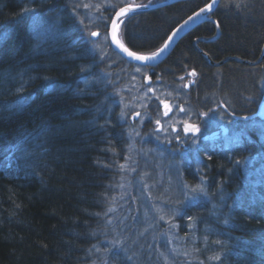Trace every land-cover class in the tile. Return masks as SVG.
<instances>
[{
    "label": "trees",
    "instance_id": "trees-1",
    "mask_svg": "<svg viewBox=\"0 0 264 264\" xmlns=\"http://www.w3.org/2000/svg\"><path fill=\"white\" fill-rule=\"evenodd\" d=\"M108 2L119 0H0V264H264V146L237 157L223 151V160L203 169L196 162L202 178L174 166L173 154L150 165L168 176L147 169L143 148L128 136L140 139L149 123L137 118L135 133L116 109L134 86L146 87L147 72L112 49L118 9ZM209 2L130 13L121 36L132 51L152 53ZM82 3L93 7L73 11ZM209 16L220 22V35L215 39L217 26L207 21L183 37L150 71L159 82L155 100H144L147 115L127 113L155 124L163 117L159 97L180 99L197 117L224 103L235 123H264L255 117L264 100V0H243L240 8L220 0ZM51 23L57 31L48 36L41 30ZM193 69L195 77L188 75ZM189 81L195 83L184 87ZM245 128L243 138L258 142L261 136ZM215 173L230 189L211 198Z\"/></svg>",
    "mask_w": 264,
    "mask_h": 264
},
{
    "label": "bare ground",
    "instance_id": "bare-ground-1",
    "mask_svg": "<svg viewBox=\"0 0 264 264\" xmlns=\"http://www.w3.org/2000/svg\"><path fill=\"white\" fill-rule=\"evenodd\" d=\"M162 2H163V0H161L159 3H162ZM137 12H139V11H137ZM214 21H212V22L214 23ZM35 24H36V21L35 22L33 21L32 24L30 23V27H33ZM110 26H111V24H110ZM121 26H122V24H120L119 29H121ZM217 29H218V34H219L220 33V27H217ZM217 37H218V35L215 37V39ZM97 38H98V36H93V39H97ZM109 42L111 44L110 37H109ZM111 47H112V45H111ZM112 49H113V47H112ZM116 53L119 54L118 52H116ZM143 67L145 68L144 71L147 72L145 77H147V76L151 77L150 71H152V68H149L147 66L146 67L143 66ZM150 81H151V83L148 84V81L145 78L143 79V83H144V85H146V87L144 86L145 88L143 87L144 89H142V90H148V89L151 88V89H155L156 91H158L156 89L155 84L158 83L159 81H155L154 82V80H152V79ZM140 92H142V91L140 90ZM139 94L135 93L134 95H139ZM155 97H156V95H155ZM167 101L170 104L177 103V105H182V103H180L178 100L174 101L173 99H171V100H167ZM263 102H264V100L261 102V104ZM121 108H122V110H121ZM110 109H108L107 111H109ZM116 109L119 110L120 113H121L120 114V119L121 120H123V119H124V121L126 120V123L129 126L136 125V126H134V127H136L135 133H140L141 132V128L145 129V132H143V134L140 137V139L138 137L133 136V135H129V136L127 135L130 141H132V142L134 141L135 144L138 143L137 147H139L141 149L145 148L148 145H152L154 143L153 140H151V139L146 140L147 139L146 137L148 135L152 136L153 133H155L156 130L158 129L157 128L155 130L156 127H155V124H153L154 121L152 119L150 120V122H148L147 120L144 121L146 124L149 123L147 126L143 125L142 124L143 122L141 123V121H140V123L143 125L140 128L139 126L137 127V124H138L137 118H139V117H137L135 115L137 113V112H135V110L129 111V113H131V114H129V113H127L128 109H124L123 108V104L122 105L121 104L117 105ZM161 109H162V107H161ZM224 109L227 112V115H228L229 119H234V120L237 121V115L232 113V111L230 110V108L227 105H226V107ZM137 111H141L142 113L147 114V113L143 112V109H138ZM162 111H163V109H162ZM128 115L130 116V118L128 117ZM208 115L211 116V113H208ZM255 117L260 118L259 116H257V113L255 114ZM206 118H207V116L203 115V116H199V117H192L191 120L189 121V123H194V124L198 125L199 128H200V132L198 134L194 133L197 136L196 137V140H197L196 142L195 141L194 142L193 141L192 142L187 141V139H186L187 137H180L179 139L172 140L171 142L167 143L166 148H164V150L162 152V153H164V158H165V155L173 154V165L174 166H177V165L180 164L181 166H184L185 168H187L188 172L190 174H192L193 176L196 175L199 178H202L203 176H205L204 170L203 171L202 170L197 171V169H196V172L193 171V170H195L194 164L196 162H197L196 164L199 165L198 167L203 169L204 166L206 165L205 163H207V161H209V160H213V159L215 160V158H217L218 160H223L222 159L223 158L222 157L223 156V154H222L223 151H227L228 154H231L234 157H237V154H240L241 152L245 151L247 148L249 150L255 149V148H259L258 147V143L261 146H264V142L262 141L261 137L258 140V142L255 141L256 138L250 139L247 136H246V138L245 137L243 138L242 135H243L244 132H246V128L245 127L243 128L242 126H239V125L237 126V122L236 123H230V122L229 123H225V122H223V124L219 125L218 128H214V130H212V129L208 128L209 125L206 124V120H205ZM160 119H161V125L164 126V121L167 119V117L166 118L162 117ZM249 119H251V118H249ZM260 120L264 121L261 118H260ZM120 126H122V129H124V127H126V126H123L122 124H120ZM237 128H238V132H237ZM181 131H182L183 136H188V133H184L182 129H181ZM232 133L235 134L234 135L235 137H233V142L231 143V146L228 147L226 145V143H225V137L229 136ZM237 136H238V138H237ZM122 137H123V139L126 138L125 136H122ZM190 148H195V149L192 152V149L189 150ZM143 151L144 150H140L139 152L142 153V155H143V153H144ZM209 157H211V159H209ZM142 158H143V162L145 164V158L144 157H142ZM163 159L157 158V161L155 163L163 164L164 163ZM144 166H146L147 169H155L156 170V168L150 167L149 164L148 165L145 164ZM129 177L132 180L131 182H134V183L137 182V179L135 177H133V175L132 176L129 175ZM212 181H213V183L208 187V189H210L209 193H211V198L214 195H216L218 192L222 193V194H227L228 193V191H229L228 189H230V188L228 186H221L220 185V184H222L221 179H220V175L215 173L213 175V177H212ZM171 192H173V191H171ZM164 195H166V194H164ZM167 202H168L167 199L162 197V200L160 202V204L162 206L160 204L159 205L162 208L167 207L168 206ZM214 205L215 206L217 205L219 207L224 208V206L218 204L216 201L214 202ZM203 206H202V209H203ZM150 209H151V207H150ZM151 211L153 212L154 215L158 213V209H155L154 207H153V209ZM163 253L165 255H168V254H166L167 252L165 253V251H163Z\"/></svg>",
    "mask_w": 264,
    "mask_h": 264
},
{
    "label": "rangeland",
    "instance_id": "rangeland-1",
    "mask_svg": "<svg viewBox=\"0 0 264 264\" xmlns=\"http://www.w3.org/2000/svg\"><path fill=\"white\" fill-rule=\"evenodd\" d=\"M125 1H126V3H132L133 2L132 0H125ZM59 20H60V17H59V19L55 18V20L53 22L58 24ZM54 26H55V24L51 23L45 30L42 29L41 31L46 33V35H48V36H53V35H55L54 33L57 31ZM37 28H40L39 24L37 25ZM51 28H52V30H51ZM118 34H119V32H118ZM46 35H44V36H46ZM41 37H43V35H41ZM94 81H92V82H94ZM132 81L135 84L137 83L135 79H133ZM263 88H264V83H263ZM140 90H141V88H139L138 85L134 86V90L132 91V93L129 94V97L126 98L127 100L125 99V100L121 101V103L123 104V108L124 109H128V110H129V108H132V109H135V110L143 109L144 108V106H143L144 100H147L148 102H150L151 99L155 100V95L157 96V91L155 89H154L155 91H149V89L148 90H141L143 93L140 92ZM134 92L137 93V94H139V93L140 94L139 95H134L135 94ZM146 98H148V99H146ZM178 100H180V99H178ZM171 105L174 106L173 107V112L175 113L174 116H173L172 113H170L171 123L175 124V127H176L177 131H174L173 128L169 126L170 117H167V119L164 121L163 130H158L157 129L156 132L153 133L152 136L148 135L146 137L147 138L146 140L151 139L154 142L152 145H148L145 148H143V150H144L143 151L144 152L143 153V157L145 158V164L146 165H148V164L151 165L153 162H156L157 158L163 159L164 158V153H162V152H163L164 148H166L167 143L171 142L172 140L177 139V136H179V137H187L186 138L187 141H190V142H192V141L196 142L197 141L196 140L197 136L194 133H188V136H183L182 131H181L182 126L179 123V121H181L182 119H187L188 117L185 115V113L178 112V107L181 106V105H177V103H175V104L173 103ZM182 106L186 110L190 109V108H187L183 103H182ZM225 107H226V105L224 103H217L211 109V111L209 112V113H211V116L207 115V118L205 119L206 120V124L209 125V127H208L209 129L214 130V128H218L219 125L223 124V122H225V123H229V122L230 123H234L233 119H229V117L227 115V112L224 109ZM145 115H147V114H145ZM145 115L139 116V120L141 121V123L146 120L147 117H145ZM188 115H190L191 118L198 116V114L192 109H190V112L188 113ZM255 120L256 119H249V120H247L244 123H242V122L238 123L237 126L239 125V126H242L243 128L249 126V127L253 128L254 131L257 132L261 136V139L264 142V123H261V122L255 121ZM122 121H124V119ZM237 132H238V128H237ZM234 135L235 134L232 133L229 136L225 137V143H226V145L228 147L231 146V143L233 142V137H235ZM237 138H238V136H237ZM156 165L157 166H162L161 164H157V163H156ZM177 170L174 169V170H172L171 173L177 172ZM156 171H158V173H157L158 177H160V176H168L169 175V171L168 170L163 172L161 169H159V170H156ZM189 175L193 176L190 173H189ZM156 208L158 209V211L161 210L158 207V204L156 205ZM165 257H168V255H166Z\"/></svg>",
    "mask_w": 264,
    "mask_h": 264
},
{
    "label": "snow or ice",
    "instance_id": "snow-or-ice-1",
    "mask_svg": "<svg viewBox=\"0 0 264 264\" xmlns=\"http://www.w3.org/2000/svg\"><path fill=\"white\" fill-rule=\"evenodd\" d=\"M233 2L235 3V6L237 8H240L243 0H233ZM149 3H151V0H149ZM218 3H220V0H211V2L206 3L203 7H200L198 11H195L192 15H189L186 19L183 20V22L176 27L167 37V39L164 41L163 45L161 47H159L156 51L150 53V54H140L138 52L135 51H131L128 47H126L123 43H121V41L119 39H117V30L120 27V24L124 23V20L122 18L127 17L130 13H134L135 11H137L138 9H142L145 7H148L147 4L144 3H125V0H119L118 4H112L110 2L107 3L108 7H112L114 9H118L115 12V18L111 20V36L113 41L125 52L127 53V55L131 58H134L135 60L138 61H142V62H148L150 60H154L156 58L159 57V55L161 53H163L166 49L169 48L170 44L174 42V38L183 30V28L187 25H189L190 22L195 23L197 20H199L202 16L204 17V19H210L211 17L208 15L209 13H212L214 10V6H216ZM86 7V8H90L93 7V5L91 4H80V5H74L73 6V11H76L77 7ZM104 5H95L97 11L100 10L101 7H103ZM25 11H27V9H25ZM119 21V23H117ZM81 23H83V20H81ZM215 25L217 27L220 26V22L214 21ZM92 36H99L100 33L96 32V31H92L90 33ZM137 72H140L141 69L137 68L136 69ZM188 75L195 77L197 76V72L195 69H193L190 73H188ZM149 80H151V77H148ZM181 80H184V77L181 76L180 77ZM195 83V81H189L188 84L184 85V87H189L191 84ZM149 91H155L154 89H149ZM170 95V94H169ZM157 100L159 102V105L162 106V116L163 117H170V113L173 114V116L175 115V113L173 112V105H171L166 99H160L159 97H157ZM158 112V117L160 114V109L157 108L155 109ZM178 112L181 113H185V115L188 117L187 119H182L181 121H179V123L182 126V130L184 133H196L198 134L200 132V128L198 125L194 124V123H189V120L191 119V116L188 115V113L190 112L189 110H186L182 105L178 107ZM204 116H207L208 113H202ZM137 117H139L141 114L139 112H137L135 114ZM244 119H247V117H244ZM155 124L158 126V130H163V126L161 125V119L160 118H156L155 119ZM169 126L173 128L174 131H177L175 124L171 123V117H170V123ZM180 137L177 136V139H179ZM209 159H211V157H209ZM197 188L200 191H204L202 186H197ZM163 218V217H162ZM217 243H219V241H217ZM99 251V249H98ZM210 259H214V260H219L220 256H214L211 257Z\"/></svg>",
    "mask_w": 264,
    "mask_h": 264
},
{
    "label": "water",
    "instance_id": "water-1",
    "mask_svg": "<svg viewBox=\"0 0 264 264\" xmlns=\"http://www.w3.org/2000/svg\"><path fill=\"white\" fill-rule=\"evenodd\" d=\"M174 1H179V0H167L164 1L162 3H157V4H147L148 7L142 8V9H138L137 11H143V10H148V9H152V8H158V7H162L165 5H168ZM218 5V4H217ZM216 5V6H217ZM214 6V9L215 7ZM135 11V12H137ZM211 13H209L208 15H210ZM115 18V16H114ZM207 21H214L212 18L210 19H204V17L202 16L199 20H197L195 23L190 22L189 25L185 26L183 28V30L174 38V42L170 44L169 48L166 49L163 53H161L159 55L158 58L154 59V60H150L148 62H142V61H138L135 60L134 58H131L127 55V53H125L112 39L111 36V26H110V30H109V37H110V41H111V45L113 47V49L118 52L125 60L141 65V66H147V67H156L158 65H160L161 63H163L169 56L170 54L173 52V50L175 49V47L178 45V43L180 42V40L185 37L187 34H189L193 29H195L198 25L207 22ZM118 23V22H117ZM118 32L119 29L117 30V39L120 40L119 36H118ZM220 35V33L218 34V36ZM201 40V39H197L195 41V46H197V42ZM121 41V40H120ZM121 43H123L121 41ZM124 44V43H123ZM125 45V44H124ZM126 46V45H125ZM127 47V46H126ZM198 48V47H197ZM199 52H201L205 57H207L210 61L211 59L209 58V56L207 54H205L203 51H201L200 49H198ZM132 51V50H131ZM264 57V54H263ZM262 57V58H263ZM212 62V61H211ZM212 64H214V62H212ZM250 65H252L253 63H249ZM219 65V64H218ZM149 76L146 77V80L148 81V84L151 83V81L148 79ZM257 116H259L261 119L264 120V102L260 105L258 112H257Z\"/></svg>",
    "mask_w": 264,
    "mask_h": 264
},
{
    "label": "flooded vegetation",
    "instance_id": "flooded-vegetation-1",
    "mask_svg": "<svg viewBox=\"0 0 264 264\" xmlns=\"http://www.w3.org/2000/svg\"><path fill=\"white\" fill-rule=\"evenodd\" d=\"M156 68V67H155ZM154 69V68H153ZM234 120V119H233ZM236 120H234L233 122L235 123Z\"/></svg>",
    "mask_w": 264,
    "mask_h": 264
}]
</instances>
